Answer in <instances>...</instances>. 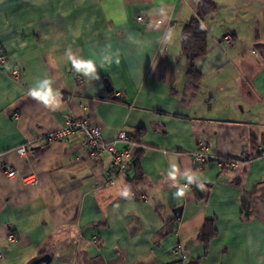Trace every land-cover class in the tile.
<instances>
[{"label": "crops", "instance_id": "crops-1", "mask_svg": "<svg viewBox=\"0 0 264 264\" xmlns=\"http://www.w3.org/2000/svg\"><path fill=\"white\" fill-rule=\"evenodd\" d=\"M203 1L0 0V264H264V0H211L195 84L182 31ZM45 79L56 107L29 95ZM81 119L107 144L127 134L126 173L81 132L49 138ZM201 144L240 163L197 170Z\"/></svg>", "mask_w": 264, "mask_h": 264}, {"label": "built area", "instance_id": "built-area-1", "mask_svg": "<svg viewBox=\"0 0 264 264\" xmlns=\"http://www.w3.org/2000/svg\"><path fill=\"white\" fill-rule=\"evenodd\" d=\"M137 21L141 24H145L144 17L142 16H139L137 18ZM231 42H232L231 37H225L223 39V43L225 44H231ZM0 61L4 62L5 59L2 58ZM21 76H22V73L19 69L14 70L12 72V78L15 80H19ZM102 131H103L102 127L91 124L86 119L71 120L67 123V125L63 129L50 134L49 138L64 141L73 133L81 132L85 138L86 144L92 151V156H95L96 154L100 152L106 151L113 158L114 172L119 173V174L126 173L128 169L132 167V159L130 157L129 152L119 151L117 149V144L118 143H130L127 134L125 132H122L119 134L116 141H114L111 144H107L103 141ZM208 149H209L208 144H201L199 146L198 151L194 154L193 163L197 170H201L203 165L206 162L211 161V160H216L219 168L222 170H225L227 168L236 167L238 162L240 163V161L230 159V158L217 159L214 156H211L208 154ZM18 153L20 156H26L27 148L25 147L20 148L18 150ZM262 154L264 155V153ZM5 174L9 179H14L18 177V173L12 168H7L5 170ZM21 179L25 185H35L38 182V179L35 176L22 177ZM108 184L113 185L114 180L110 179L108 181ZM8 240L10 242H13L15 240V236L13 234H10L8 237ZM172 253L174 255L181 257L183 260L187 259V254L185 253V250L181 246H178L175 249H173ZM2 259H3V256L0 255V260Z\"/></svg>", "mask_w": 264, "mask_h": 264}, {"label": "trees", "instance_id": "trees-1", "mask_svg": "<svg viewBox=\"0 0 264 264\" xmlns=\"http://www.w3.org/2000/svg\"><path fill=\"white\" fill-rule=\"evenodd\" d=\"M217 12V3L211 0L201 2L197 7V16L188 22L182 31V51L187 61V79L195 84L202 80L198 62L207 55L209 47V34L203 23L207 17ZM143 132V130H139L138 134H143ZM133 139L136 140L137 136H134ZM212 229V223L207 222L201 231L200 239L206 241Z\"/></svg>", "mask_w": 264, "mask_h": 264}, {"label": "clouds", "instance_id": "clouds-1", "mask_svg": "<svg viewBox=\"0 0 264 264\" xmlns=\"http://www.w3.org/2000/svg\"><path fill=\"white\" fill-rule=\"evenodd\" d=\"M74 68L79 71L86 67L89 73L95 72V65L91 60H82L74 57H70ZM29 95L37 98L45 105L56 107L59 100V94L53 87V82L51 80L45 79L41 81L34 89L30 90Z\"/></svg>", "mask_w": 264, "mask_h": 264}, {"label": "water", "instance_id": "water-1", "mask_svg": "<svg viewBox=\"0 0 264 264\" xmlns=\"http://www.w3.org/2000/svg\"><path fill=\"white\" fill-rule=\"evenodd\" d=\"M182 213V209H178L175 213ZM52 257L50 255H43V256H37L33 258L30 262L27 264H51Z\"/></svg>", "mask_w": 264, "mask_h": 264}]
</instances>
